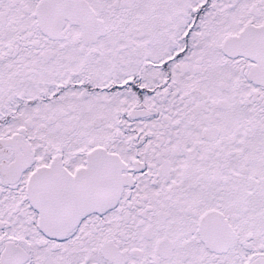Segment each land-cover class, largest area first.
<instances>
[{"label": "snow or ice", "instance_id": "1", "mask_svg": "<svg viewBox=\"0 0 264 264\" xmlns=\"http://www.w3.org/2000/svg\"><path fill=\"white\" fill-rule=\"evenodd\" d=\"M0 264H264V0H0Z\"/></svg>", "mask_w": 264, "mask_h": 264}]
</instances>
